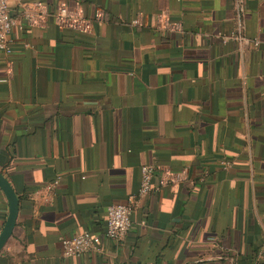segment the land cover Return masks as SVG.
Listing matches in <instances>:
<instances>
[{
    "label": "crops",
    "instance_id": "0c3cea01",
    "mask_svg": "<svg viewBox=\"0 0 264 264\" xmlns=\"http://www.w3.org/2000/svg\"><path fill=\"white\" fill-rule=\"evenodd\" d=\"M245 4L258 49L222 43L233 0H9L87 23L17 27L0 51V171L20 198L0 264H264V0ZM149 164L159 190L106 240ZM7 213L0 190V232ZM85 232L104 252L66 258L61 239Z\"/></svg>",
    "mask_w": 264,
    "mask_h": 264
},
{
    "label": "built area",
    "instance_id": "2783aa9c",
    "mask_svg": "<svg viewBox=\"0 0 264 264\" xmlns=\"http://www.w3.org/2000/svg\"><path fill=\"white\" fill-rule=\"evenodd\" d=\"M233 6L237 29L230 34L220 36L222 43H246L252 49H258L261 44L259 40H249L241 34L243 17L246 13L245 0H233ZM31 7L33 8L24 11L22 16L13 17L9 11V0H0V51L12 54L11 34L17 27L23 29L29 26H36L51 18H54L56 21L63 24H80L78 25V28L80 29H83L82 24L87 23L77 18V15L74 12L69 11L65 5H60L52 11L41 5L38 7ZM140 24L141 22L139 18L132 20V25L139 26ZM170 25L172 24L170 23ZM221 165L224 169L230 167V164L224 160H221ZM156 174L157 169L154 165L149 164L142 166L141 184L138 196L130 198L126 204L112 205L107 208V229L104 234L106 240L119 242L125 238L132 228V217L137 208L138 201L159 190V188L155 187L153 183ZM185 181L195 184L190 178H182L179 173H166L162 175L163 185L177 186ZM204 181V178H202L199 182L203 183ZM59 183L60 179L58 178L54 182L46 185L43 189L51 195ZM104 238L89 232L70 238H62L61 244L63 254L66 258H79L87 255L102 254L104 252Z\"/></svg>",
    "mask_w": 264,
    "mask_h": 264
},
{
    "label": "water",
    "instance_id": "95a60500",
    "mask_svg": "<svg viewBox=\"0 0 264 264\" xmlns=\"http://www.w3.org/2000/svg\"><path fill=\"white\" fill-rule=\"evenodd\" d=\"M0 190L4 194L7 204L8 213L0 232V253L12 237L14 229L16 227L19 212H20V200L12 186L10 180L0 171Z\"/></svg>",
    "mask_w": 264,
    "mask_h": 264
},
{
    "label": "trees",
    "instance_id": "16d2710c",
    "mask_svg": "<svg viewBox=\"0 0 264 264\" xmlns=\"http://www.w3.org/2000/svg\"><path fill=\"white\" fill-rule=\"evenodd\" d=\"M20 199V198H19Z\"/></svg>",
    "mask_w": 264,
    "mask_h": 264
}]
</instances>
